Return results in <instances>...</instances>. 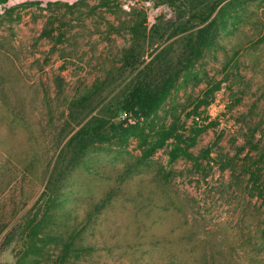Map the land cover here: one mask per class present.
<instances>
[{"label": "rangeland", "instance_id": "rangeland-1", "mask_svg": "<svg viewBox=\"0 0 264 264\" xmlns=\"http://www.w3.org/2000/svg\"><path fill=\"white\" fill-rule=\"evenodd\" d=\"M5 1L0 264H59L67 241L66 264H264V0ZM132 8H158L147 80L178 71L150 117L178 137L149 155L153 129L118 126L133 122L120 107L135 72H118Z\"/></svg>", "mask_w": 264, "mask_h": 264}, {"label": "trees", "instance_id": "trees-1", "mask_svg": "<svg viewBox=\"0 0 264 264\" xmlns=\"http://www.w3.org/2000/svg\"><path fill=\"white\" fill-rule=\"evenodd\" d=\"M4 1V0H3ZM107 2H110L107 0ZM120 7V6H119ZM126 12V11H125ZM129 18L127 21H120L121 24H125V28L130 35V42L121 51L120 57V67H118V72L129 71L130 73L135 72V83L128 90L127 96H125L122 101V107L120 109L124 110L128 118L132 119V123H129L127 119H124L120 123L119 132L128 139L133 136H138L137 130L141 127H147L153 129V134L155 136V141L148 145L147 149L144 150L145 155L153 153L156 149L161 148L168 140L171 138H177L176 127L169 125L168 127H161L154 129L153 120L150 119L159 110L161 104L168 98L170 92L173 88H176V76L178 71L168 74V70L165 72L160 71L159 79H154L153 81L147 80V73L144 70L139 69L143 64V55L145 46L144 43L147 40L148 33L146 28V14L142 11H138L134 8L130 12H126ZM206 19H202L204 21ZM212 41V36L208 31L207 26L199 28L192 37H189V43L191 50L187 58V62L192 64L194 60L201 56L202 51L210 44ZM144 67V66H143ZM159 69V68H158ZM144 72V74H143ZM143 74L142 77L140 75ZM219 88V84L205 90V97L210 96L214 90ZM204 101H200V104ZM206 102V101H205ZM126 123V126L123 124ZM103 125L99 126L102 127ZM206 126L197 127L192 136L188 137L189 142L185 145L186 148H182L175 144L170 151V160H174L179 155H190L188 148L193 146L196 142V138L200 135ZM92 129V127L90 128ZM82 132H87L88 130L83 129ZM94 131V130H93ZM81 133V132H80ZM144 142L147 141L145 137L142 136ZM180 140V139H179ZM38 226V225H37ZM71 242L67 241L62 244L63 255L60 256L59 264H66V260L69 257V252L71 250Z\"/></svg>", "mask_w": 264, "mask_h": 264}, {"label": "built area", "instance_id": "built-area-1", "mask_svg": "<svg viewBox=\"0 0 264 264\" xmlns=\"http://www.w3.org/2000/svg\"><path fill=\"white\" fill-rule=\"evenodd\" d=\"M14 1H17V0H14ZM10 2H13L12 0H6L5 3H10ZM5 5V4H4ZM158 8L155 9V11H157ZM155 11H151V12H148L146 14V25L148 26V28L152 27L153 24L155 23V18L153 16L154 12Z\"/></svg>", "mask_w": 264, "mask_h": 264}, {"label": "bare ground", "instance_id": "bare-ground-1", "mask_svg": "<svg viewBox=\"0 0 264 264\" xmlns=\"http://www.w3.org/2000/svg\"><path fill=\"white\" fill-rule=\"evenodd\" d=\"M66 1L72 2V1H75V0H66Z\"/></svg>", "mask_w": 264, "mask_h": 264}]
</instances>
